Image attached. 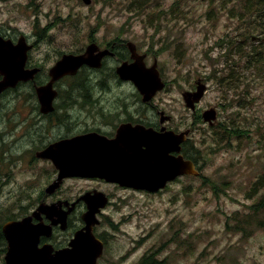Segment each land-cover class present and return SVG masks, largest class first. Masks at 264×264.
<instances>
[{"label": "rangeland", "instance_id": "374dc122", "mask_svg": "<svg viewBox=\"0 0 264 264\" xmlns=\"http://www.w3.org/2000/svg\"><path fill=\"white\" fill-rule=\"evenodd\" d=\"M243 7L238 0H0V23L40 40L34 53L45 67L94 42H135L149 53L148 66L157 59L166 82L157 103L173 114L176 128H192L187 150L200 175L180 176L158 192L100 188L111 195L98 216L96 232L106 244L98 264H139L148 254L165 264H264V214L251 209L264 196V44L252 39L258 34L250 33L251 18L239 15ZM259 46L263 53L248 58ZM110 71L93 78L85 70L59 85L77 86L90 77L93 89L112 87ZM200 79L207 90L193 111L183 93ZM123 87L125 101L134 103L135 84ZM14 97L12 110L0 102V126L13 132L9 119H23L29 109L27 97ZM211 108L217 111L213 124L202 117ZM222 123L238 133L230 142H217ZM14 137L21 146V130ZM22 154L0 165L10 171L0 176L1 217L31 213L35 208L22 201L26 192L36 198L55 178L50 162L30 164L26 146ZM94 185L65 180L59 197L75 201Z\"/></svg>", "mask_w": 264, "mask_h": 264}, {"label": "water", "instance_id": "95a60500", "mask_svg": "<svg viewBox=\"0 0 264 264\" xmlns=\"http://www.w3.org/2000/svg\"><path fill=\"white\" fill-rule=\"evenodd\" d=\"M128 45L133 51V42ZM30 47L24 35L17 45L0 36V76H3L0 79V96L5 90L17 87L20 82L34 79L37 69H26ZM108 53V49L101 50L96 43H91L83 53L64 54L50 68V80L37 86L43 110L53 108L57 95L56 82L64 76L77 74L84 65L100 68ZM117 69L122 79L135 84L144 101L166 86L157 63L148 67L143 60L136 59L131 64L123 63ZM206 90L207 85L201 79L198 80L195 91L183 93L186 106L195 111ZM202 117L213 124L217 119V111L215 108L208 109ZM190 132V129H186L161 133L144 126L130 128L124 125L121 134L114 140L90 133L52 143L38 153L40 158L50 159L58 171L57 178L47 186L46 193H54L64 179L70 177H98L135 190L158 192L180 176H198L201 172L196 163L185 158L181 152L182 143ZM94 193L86 192L78 199L87 203V210L83 214L85 226L75 232L64 248L55 249L50 243L40 246L41 236H51L53 226L60 225L65 230L75 203L42 202L31 215L5 222L2 228L7 242L5 264H98L105 244L95 234L94 227L100 223L98 214L109 199L103 192ZM64 203L70 206L64 209ZM34 217L39 220L38 223L33 222ZM43 217L50 222L46 223Z\"/></svg>", "mask_w": 264, "mask_h": 264}, {"label": "flooded vegetation", "instance_id": "af4514ba", "mask_svg": "<svg viewBox=\"0 0 264 264\" xmlns=\"http://www.w3.org/2000/svg\"><path fill=\"white\" fill-rule=\"evenodd\" d=\"M23 35L26 37V43L31 46L28 50L26 69H37V72L34 74V79L28 80L26 82H20L17 87L5 90L0 96V102L9 110L14 107L15 104L14 100L16 98L14 97V92H16V97H21L23 95L24 97H27V106L29 107V109L26 111V116L23 119H15L14 117L9 119L10 122H12L15 126V132L21 130V146L17 145L18 138L14 137L15 132H13V129L10 130L9 127L0 126V165L5 162V165L8 166V163L14 164V160L17 161L18 159H21L25 155L22 153L24 146H26L28 152H30V164L45 161H48L52 164L55 178L50 181L51 183L57 178L58 171L50 159L40 158L38 153L45 150L52 143L90 133L98 134L108 140H114L121 134L124 125H128L130 128L144 126L146 129L153 128L156 132L161 133H165L166 131H185L181 128H176L173 114H170L168 109H165L163 106L157 103V96L165 88L158 91L151 99L146 101H144L140 91L137 88H134L131 91L133 96H136L134 103L128 104L125 101V97L128 94L125 93L123 86L125 84H129L131 81L122 79L118 74L117 68L125 62L131 64L136 59H141V61L143 60L147 65L146 61L149 58V53L141 51L135 42L130 40L125 41L122 38L109 42L104 46L94 42L100 47L101 50H109V53L106 54L102 60V66L100 68H95L84 65L77 74L67 75L61 78L55 84L57 95L53 101V108L49 111H44L38 96L37 86L44 85L50 80L49 70L52 66L45 67L35 58L34 52L38 47H40L41 41L38 39H31L29 36L22 32H18L13 28L11 33L10 27L8 25L0 23V36L5 40H10L13 45H17ZM252 39L254 40L255 38L253 37ZM129 42H133L135 46L133 47V51L128 45ZM85 50L86 48L82 51L80 50L66 53L80 54L85 52ZM66 53L61 54V57ZM61 57H59L55 63ZM154 63H157V59H155ZM107 67H110L111 70L107 74V77L114 79V86L118 85L121 87L114 88V86H112L108 88L102 87L93 89L92 87H61L59 85L60 82L77 76L83 69L88 71V76H93L94 78L96 73L103 71V69ZM2 78L3 76H0V79ZM93 78L90 79L93 81ZM194 90H196V87L191 89V91ZM110 97L115 100H111ZM122 98L123 101H125L124 103H121ZM109 101L114 104L108 103ZM2 112L3 109L0 105V121L2 118ZM162 118L164 119L163 122L161 121ZM188 129L191 130V134L192 128L189 127ZM18 137H20V135H18ZM188 141L189 138H187V140L182 143L181 152L183 155H185L183 150L185 148V144L188 143ZM7 170L9 171L8 167L5 169L1 168L0 176L5 174L7 177H9L10 171L8 172ZM69 179H82L86 180L92 185L95 184L86 192H93V194H95L94 192H103L106 194V196H108V199H110L111 194L100 189L103 185L114 186L126 190H135L133 188L121 186L118 183L109 182L98 177H70L64 179V182L65 180ZM2 183L3 181H0V185ZM7 184L9 185V183ZM49 184H47V186ZM63 184L52 194L46 193V186L36 198L34 195H32V192H26V199L22 200L26 202V206L30 209H36V207L42 202L47 204H52L58 201H69L70 204L75 203L73 211L68 216L67 228L62 230L60 225L53 226V233L51 236H41L40 246L44 245L45 243H50L55 249L64 248L68 246L69 241L74 236L75 232L85 226L83 214L87 210L86 201H78L82 195H80V197H78L75 201H70V199H61L59 197L61 194L59 195V193L62 191L61 189ZM30 187L31 186H29V189ZM51 198L54 199L50 202H47ZM69 206L70 205H66L65 203L63 204L64 209H67ZM105 208L106 206L101 209L98 216L105 214ZM33 211H31V213L28 211V213L17 219L31 215ZM43 220L46 223L50 222L46 217H43ZM33 222L38 223L39 220L34 217ZM97 226L98 225L94 227V232L105 244L104 239L99 233L96 232ZM58 235H60L59 238Z\"/></svg>", "mask_w": 264, "mask_h": 264}, {"label": "trees", "instance_id": "16d2710c", "mask_svg": "<svg viewBox=\"0 0 264 264\" xmlns=\"http://www.w3.org/2000/svg\"><path fill=\"white\" fill-rule=\"evenodd\" d=\"M244 3V10L242 13H239V15L241 17H249L251 18L252 22H253V27L250 31V33L257 32V37H254L255 39L258 40V42H260L261 44H264V0H238ZM241 9V8H240ZM246 15V16H245ZM261 53H263V48L261 46H259L258 50H254L253 52H248L247 53V57L248 58H252L254 56H259ZM260 61V60H259ZM87 71V70H86ZM85 72V69H83L77 76L82 75ZM73 77V78H75ZM95 82L92 81L89 77H84V79L76 86V87H80V88H90V87H95ZM72 87H75V85H72ZM226 123H222L221 127H223V130L220 129L216 134L220 135V139L217 140V142H230L232 140L233 137H236L234 133L238 134L237 132L229 131L228 130V125L226 126ZM187 145L188 143L185 144V148L183 150L185 156L187 158L190 157V159L192 158L194 161H196L195 157L193 154H190L187 150ZM257 184H263V181H259ZM251 209L254 213L256 214H264V196L260 199V201L256 204H254L253 206H251ZM27 210V209H24ZM26 213H28V210L23 214H21L20 216L17 215H13V216H8V217H1L2 215V211L0 210V253L1 254H5V250H6V240L3 234V224L11 219H17L23 215H25ZM262 224V223H260ZM102 238L103 235H101ZM139 264H165L164 260H157L154 259L153 254L151 255H146L144 258H142V260L139 262Z\"/></svg>", "mask_w": 264, "mask_h": 264}]
</instances>
